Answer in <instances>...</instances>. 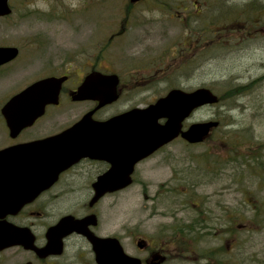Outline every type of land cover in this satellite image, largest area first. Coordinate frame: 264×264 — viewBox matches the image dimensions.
<instances>
[{
    "label": "rangeland",
    "instance_id": "1",
    "mask_svg": "<svg viewBox=\"0 0 264 264\" xmlns=\"http://www.w3.org/2000/svg\"><path fill=\"white\" fill-rule=\"evenodd\" d=\"M9 1L13 12L0 18V45L21 53L0 67V109L54 64L88 63L102 44L107 66L123 80L138 73V92L124 94L117 106H145L174 88L207 87L219 95L185 125L217 119L220 126L196 145L179 138L156 152L117 200L134 222L152 216L144 205L154 196L162 215L165 203L194 193L209 224L203 247L232 264H264V12L243 15L262 10L264 0H27L25 8L22 0ZM221 1L228 14L217 10V18ZM86 105L64 98L15 140L0 112V149L71 125ZM179 215L197 213L189 206ZM227 227L234 236L224 235Z\"/></svg>",
    "mask_w": 264,
    "mask_h": 264
},
{
    "label": "flooded vegetation",
    "instance_id": "2",
    "mask_svg": "<svg viewBox=\"0 0 264 264\" xmlns=\"http://www.w3.org/2000/svg\"><path fill=\"white\" fill-rule=\"evenodd\" d=\"M26 1H21L23 8ZM9 3L13 12L14 5ZM259 31L264 34V29ZM106 59V46L102 44L99 54L88 60L90 63L54 64L43 74L42 78L65 77L60 89V103L48 105L45 115L50 109L60 106L64 98L70 103L87 102L86 108L71 125L90 111H93L92 118L96 121H107L134 108L147 107L150 103L145 106L116 105L123 100L124 94L138 92V85L132 84L138 77L130 73L127 75L130 77L123 80L107 66ZM93 73L119 77L115 89L117 100L99 105L100 99H73L74 92ZM71 125L30 136L24 141L59 133ZM113 130L108 133H120ZM179 138L184 140L182 137L176 139ZM90 149V154L73 156L66 167L58 171L47 168L36 177L14 178L8 170L0 172V264H232L229 258L226 260L221 256L220 250L203 247L207 236L203 232L207 231L209 224L201 216V200L187 190L182 200L165 203L167 210L162 215H158L157 207L154 209L157 204L154 196L148 206L144 205L146 210L149 208L153 212L152 216L130 218L134 222L126 219L117 195L135 182L140 165L155 153L135 163L130 186L116 188L122 183L128 164L127 157L121 156V145L114 141L91 146ZM54 172L57 173L50 178ZM39 187V192L33 196L26 197L21 192L23 188L37 190ZM115 196L116 199L109 200ZM25 199L27 201L17 211L8 210ZM189 206L197 216L179 215L181 210L186 214ZM139 208L142 215V206ZM223 231L226 236H234L235 233L232 227ZM127 255L133 259L127 261Z\"/></svg>",
    "mask_w": 264,
    "mask_h": 264
},
{
    "label": "water",
    "instance_id": "3",
    "mask_svg": "<svg viewBox=\"0 0 264 264\" xmlns=\"http://www.w3.org/2000/svg\"><path fill=\"white\" fill-rule=\"evenodd\" d=\"M130 1L135 3L140 0ZM10 13L9 0H0V17ZM18 54L17 47L0 46V66L12 61ZM64 81L65 77L54 76L35 81L4 104L1 112L12 138L43 116L47 105L59 103L60 89ZM118 83L117 75L93 73L79 86L74 99H100L99 105L112 103L118 98L115 91ZM218 101V95L207 87H198L193 91L174 88L145 108H134L107 121H96L92 118L93 111H90L73 126L58 134L0 149V172L8 170L14 178L27 175L36 177L43 174L44 169L58 171L66 167L73 156L90 154L91 146L115 141L121 145V156H126L128 161L122 183L116 188L125 187L133 182L132 174L137 161L178 136L190 143L203 142L212 129L219 125V121L192 123L186 129L184 123L196 109L216 104ZM160 119L165 121L162 123ZM111 130L120 133H108ZM56 173L50 174V178ZM28 190L23 188L21 192L29 197L36 195L40 187L37 190ZM25 201L27 200L7 209L17 211ZM132 259L127 256V261Z\"/></svg>",
    "mask_w": 264,
    "mask_h": 264
},
{
    "label": "trees",
    "instance_id": "4",
    "mask_svg": "<svg viewBox=\"0 0 264 264\" xmlns=\"http://www.w3.org/2000/svg\"><path fill=\"white\" fill-rule=\"evenodd\" d=\"M252 1H250L249 3H247V5L248 6H250L252 3H251ZM233 8V7H232ZM250 8H251V6H250ZM262 8V10H249V8L248 9H245V8H243V9H245V11L246 12H244V16H245V18L246 19H248L249 18V16L251 15V14H254V15H256V12L255 11H257L258 13H260V12H264V5L261 7ZM227 9V8H226ZM224 10V3H223V1H221L219 4H218V6H217V8H216V13H215V16H217V18H220V13H217V10H222L223 12H222V16H224V14L225 13H227L228 14V12H227V10ZM231 11L232 10H229V14L231 13Z\"/></svg>",
    "mask_w": 264,
    "mask_h": 264
}]
</instances>
